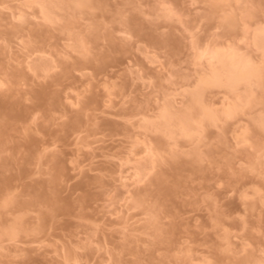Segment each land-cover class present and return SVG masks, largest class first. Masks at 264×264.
<instances>
[{
	"label": "rangeland",
	"instance_id": "374dc122",
	"mask_svg": "<svg viewBox=\"0 0 264 264\" xmlns=\"http://www.w3.org/2000/svg\"><path fill=\"white\" fill-rule=\"evenodd\" d=\"M80 2L0 0V264H264V0Z\"/></svg>",
	"mask_w": 264,
	"mask_h": 264
},
{
	"label": "bare ground",
	"instance_id": "6f19581e",
	"mask_svg": "<svg viewBox=\"0 0 264 264\" xmlns=\"http://www.w3.org/2000/svg\"><path fill=\"white\" fill-rule=\"evenodd\" d=\"M81 2L80 3H85V1H87V0H80ZM218 54H220V52L219 53H213V55H212V58L213 59H216L217 57H219L218 56ZM215 57V58H214ZM212 59V60H213ZM211 60V59H210ZM225 61V60H224ZM239 61V60H238ZM238 61H236L235 63H233L232 64V66L231 67H228V69L230 68V72H231V74H233V72H236V74H234V75H231L233 78H236V79H244V78H248V77H251V76H253V75H255V71H254V69H252V68H248L247 67V65L246 64H239V62ZM244 62V61H243ZM241 63V62H240ZM225 69L227 70V68H226V65H225ZM231 69H232V71H231ZM214 73V72H213ZM215 74H217V73H215ZM214 74V75H215ZM213 75V76H214ZM216 76V75H215ZM230 76V77H231ZM263 76V75H262ZM221 76H219V74L215 77V81H220L221 79ZM258 77L259 78H261V76H260V74L258 75ZM219 78V79H218ZM231 79V78H230ZM216 83H218V82H216ZM212 84H213V82H212ZM200 92V91H199ZM196 93V92H195ZM194 93V94H195ZM196 95V94H195ZM195 95H193V96H195ZM195 99H196V101H197V99L198 100H200L199 99V94L198 95H196L195 96ZM194 100V99H193ZM230 109H232V108H230ZM235 110V109H234ZM230 111H232V110H230ZM227 112V111H226ZM164 115H166V114H164Z\"/></svg>",
	"mask_w": 264,
	"mask_h": 264
}]
</instances>
